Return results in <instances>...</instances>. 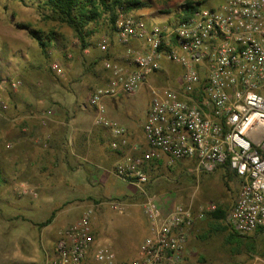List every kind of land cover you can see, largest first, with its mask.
<instances>
[{
    "label": "built area",
    "instance_id": "1",
    "mask_svg": "<svg viewBox=\"0 0 264 264\" xmlns=\"http://www.w3.org/2000/svg\"><path fill=\"white\" fill-rule=\"evenodd\" d=\"M115 36L116 44L127 48L125 60H104L107 77L92 93L89 108L94 125L110 131V147L121 154L116 175L142 186L151 181L150 170L160 161H189L197 173L227 166L241 179L227 215L230 225L243 235L264 229V0L200 6L173 25H150L119 12ZM98 48L109 53V39ZM165 61L181 67L179 86L150 87L143 124L146 149L135 153L128 128L110 117L107 100L135 94L164 70ZM51 67L63 74L59 64ZM20 84L3 79L0 87L16 90ZM0 107L8 109L1 96ZM113 202V209L125 213L122 203ZM216 209L213 203H176L166 210L149 196L143 204L149 232L135 257L124 260L96 239L94 211L88 209L59 230L45 264H183L197 221Z\"/></svg>",
    "mask_w": 264,
    "mask_h": 264
},
{
    "label": "rangeland",
    "instance_id": "2",
    "mask_svg": "<svg viewBox=\"0 0 264 264\" xmlns=\"http://www.w3.org/2000/svg\"><path fill=\"white\" fill-rule=\"evenodd\" d=\"M148 1L147 7L133 10L130 14L146 19L150 25H173L178 23L186 13L184 4L189 0ZM191 1L200 2L201 6L210 7L218 6L224 0ZM5 5H8V11L5 9ZM21 7L26 8L21 10ZM48 13L49 8L43 3V0H12V2L0 0V21L3 24L9 22L13 24L16 22L27 23L45 37L55 35L58 39L57 42L54 41V47L52 43L50 44L48 49L50 51L46 57L44 56L43 67L38 72L34 73L33 69L26 67L24 70L26 75L23 76L21 73H16L17 70L11 71L6 68V74L0 76V83L3 79L21 81L16 90L0 88V96L8 104V108L7 97L21 95L28 100L30 96L42 94L44 90L49 95L56 93L61 99V102H48L50 106L46 115L53 106H55L54 109L61 111L64 108L69 109V107L82 109L83 103L89 107L92 93L102 85V80L105 81L107 77L102 59L105 53L98 48V43L109 39L108 57L120 61L125 60L127 48L116 44L115 30L110 26L108 14H103L97 24L91 25L90 28L93 32L88 39L93 46L88 51H84L75 31L66 24L48 19ZM15 27L18 28L16 25ZM23 30L27 32V30ZM135 46L137 44L132 45V47ZM3 47L0 43V62L4 63L12 58L6 50H3ZM94 59H96L95 63H93ZM54 63L61 66L63 74L59 75L53 71L51 65ZM163 65L164 70L152 75L144 87L125 98L142 116L146 113L151 102V86H179L181 73L178 66L168 61H165ZM72 96L76 97L75 102L72 101ZM24 107L26 110H19V112L31 113L28 105H24ZM86 112L90 117L89 108ZM49 117L41 118L40 123L43 127L48 125ZM43 120L45 123H42ZM5 144L4 142L3 149H0V158H4L5 151L11 149ZM51 148L52 146L48 144L44 150L47 153L52 151V160L60 163L61 159H64L63 153L60 154L56 147L54 150ZM65 152L67 153L65 159H70L69 148ZM57 158L59 160H55ZM88 167L89 170L84 175L86 178L94 177L93 169L91 166ZM151 175V181L142 186L133 185L114 175L115 181L110 182L106 188L102 189L105 197L111 196L110 199L103 197L97 199V203L103 202L101 205H95V202L87 200H74L66 205L65 210L77 207V218H80L84 211L93 209L92 217L94 223L97 224L93 225L96 239L110 245L117 253L118 258L124 260L135 257L139 246L147 236L149 221L143 212V204L149 196H154L162 207L167 206L164 201L170 202L169 205L193 203L194 207L213 203L217 206L219 204L227 206L228 212H230L241 186V179L234 173H227L223 168H219L213 173H197L194 171V164L189 161H180L175 165L165 164L162 169H153ZM32 193L35 194V192ZM68 194L73 197L78 192H69ZM39 199L44 200L46 205L45 211L42 213L43 218H48L60 203L54 201L49 204L50 199L43 193H40ZM113 201L122 203L126 208L125 213L120 214L113 209L111 203ZM130 201L137 204L135 206L127 205ZM60 211L62 210L60 209ZM212 225L209 218L197 221L185 249L183 264H264V233L250 234L256 239L257 247L256 251L250 252L245 246L234 248L235 246H232L227 240L229 231L216 230ZM221 225H229L228 219ZM43 237L46 238L45 233L41 227L36 225H0V264H45L47 254L52 253V247L47 250L44 248L41 243ZM31 258L35 260H28Z\"/></svg>",
    "mask_w": 264,
    "mask_h": 264
},
{
    "label": "crops",
    "instance_id": "3",
    "mask_svg": "<svg viewBox=\"0 0 264 264\" xmlns=\"http://www.w3.org/2000/svg\"><path fill=\"white\" fill-rule=\"evenodd\" d=\"M4 7L8 11V5ZM0 39V43L4 46L3 50H6L12 58L4 63L0 62V76L6 74V68L11 71L17 70L15 72L23 76L26 75L24 73L26 67L36 73L43 67L44 56L46 57L50 51L45 54L39 43L30 37L28 32L16 28L15 23L12 22L3 24L0 21ZM57 40L55 37L53 42L51 41L53 47L54 41ZM103 83L102 80L101 84ZM72 98L75 102L76 97L72 96ZM125 98H128V95L107 100L108 113L110 117L117 119L128 128L131 144L136 148L134 152L139 153L146 149L143 124L150 105L142 116ZM7 99L9 108L0 109V149H3L4 142L11 149L5 151L4 158H0V225H42L50 217H42L46 205L39 196L43 193L50 199L49 204L54 201L60 202L58 208L54 209L59 212L56 213L53 221L41 227L46 235V238H41V243L46 250L52 247L53 251L59 230L79 219L77 207L65 210L68 203L74 200H87L95 202V205H101L103 202L97 203V199L102 197L110 199L111 196L105 197L102 189L115 181L114 175L119 177L115 173V165L121 154L110 147L112 139L110 131L94 125V111L86 103H83L82 109L69 107V109L64 108L63 111L56 110L53 106L48 125L43 127L40 122L43 116L46 117V111L50 106L48 102H61L56 93L49 95L44 90L42 94L30 96L28 100L21 95H12ZM24 105L30 107L31 113L19 112L26 110ZM88 108L90 117L86 112ZM46 142L52 146L51 150L56 147L60 154L63 153L64 159H61L60 163L52 160V151L45 152L44 148L48 145ZM67 148L71 154L70 159H65ZM58 158L55 160H59ZM165 164L164 161L155 163L150 171L162 169ZM88 166L93 169L94 177L86 178L84 175L89 170ZM69 192H78V194L70 197ZM164 202L167 204L163 206L166 210L173 206L169 205L170 202ZM136 204L133 201L127 203L130 206ZM92 225H97L94 220Z\"/></svg>",
    "mask_w": 264,
    "mask_h": 264
},
{
    "label": "trees",
    "instance_id": "4",
    "mask_svg": "<svg viewBox=\"0 0 264 264\" xmlns=\"http://www.w3.org/2000/svg\"><path fill=\"white\" fill-rule=\"evenodd\" d=\"M44 4L49 8L47 14L48 19L59 21L62 24L70 26L74 31L81 43L82 49L85 51L92 48V43L89 41V37L92 34L90 28L92 24H97L103 14H108V21L112 29L115 30V21L119 12L130 14L133 10L142 9L147 7L149 4L148 0H44ZM201 6L200 2L187 1L184 4V10L186 13L182 16L186 17L198 7ZM15 25L20 29L27 30L28 34L35 39L42 47L43 51H48L51 41L55 38L54 36L45 37L40 31L33 28L31 25L22 22H16ZM120 46V45H118ZM121 47V46H120ZM108 53L102 57L103 60L108 57ZM110 58V57H108ZM96 59H94V62ZM92 65V64H91ZM176 65V64H175ZM178 66V65H177ZM180 73L181 67L178 66ZM226 170L227 173H234L237 177V173L232 171L227 166L221 167ZM232 177V176H231ZM239 178V177H238ZM233 207V206H232ZM231 207V208H232ZM57 211H52L50 217L39 225L40 227L47 226L50 224L56 216ZM228 207L219 204L217 209L207 214L206 218H209L213 224L214 229L221 231H229L227 240L234 248L245 246L250 252L256 251V239L250 234L243 235L238 233L230 225H221L227 219ZM264 233V229L254 232L256 235Z\"/></svg>",
    "mask_w": 264,
    "mask_h": 264
}]
</instances>
